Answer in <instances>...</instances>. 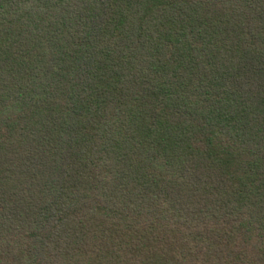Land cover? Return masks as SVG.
Segmentation results:
<instances>
[{"label": "trees", "instance_id": "obj_1", "mask_svg": "<svg viewBox=\"0 0 264 264\" xmlns=\"http://www.w3.org/2000/svg\"><path fill=\"white\" fill-rule=\"evenodd\" d=\"M0 264H264V0H0Z\"/></svg>", "mask_w": 264, "mask_h": 264}]
</instances>
